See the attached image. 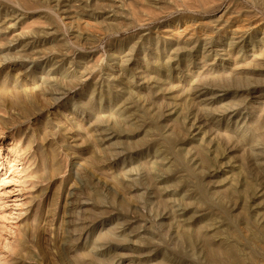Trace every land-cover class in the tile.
Returning a JSON list of instances; mask_svg holds the SVG:
<instances>
[{"label": "rangeland", "instance_id": "rangeland-1", "mask_svg": "<svg viewBox=\"0 0 264 264\" xmlns=\"http://www.w3.org/2000/svg\"><path fill=\"white\" fill-rule=\"evenodd\" d=\"M0 264H264V0H0Z\"/></svg>", "mask_w": 264, "mask_h": 264}, {"label": "bare ground", "instance_id": "bare-ground-1", "mask_svg": "<svg viewBox=\"0 0 264 264\" xmlns=\"http://www.w3.org/2000/svg\"><path fill=\"white\" fill-rule=\"evenodd\" d=\"M17 163V162H16Z\"/></svg>", "mask_w": 264, "mask_h": 264}]
</instances>
